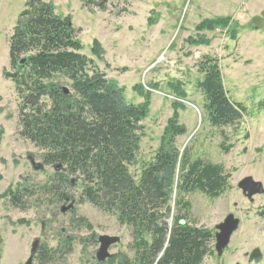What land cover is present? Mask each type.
Masks as SVG:
<instances>
[{
    "label": "rangeland",
    "instance_id": "rangeland-1",
    "mask_svg": "<svg viewBox=\"0 0 264 264\" xmlns=\"http://www.w3.org/2000/svg\"><path fill=\"white\" fill-rule=\"evenodd\" d=\"M45 1L51 2L59 15L70 17L78 31L81 53L92 59L107 79L124 88L128 102L144 101L133 90L135 85L149 92V111L140 122L138 151L128 166L134 180L159 148L177 101L182 104L176 109L178 124L185 132L175 138V147L188 150L191 160L221 165L228 174L225 190L218 197L199 191L185 195L190 203V224L214 234L215 225L229 213L240 219L223 254L216 256L213 238L211 252L202 264H264V214L260 215L264 193L249 200L238 187L248 176L264 187V110L256 108L264 99V0H109L103 6L98 0ZM23 4L24 0H0V264H24L36 238L39 247L32 264H96L98 244L92 238L97 234L120 237L110 249L113 262L119 254L133 260L131 227L120 223L115 211L107 212L82 198L84 185L77 175L69 177L74 180L66 189L69 201H59L47 191L58 179L53 164H45L39 172L30 169L27 156L43 162L45 151L19 135L20 99L14 83L5 77L6 72H12L8 40ZM225 16L230 21L224 27L196 30L204 19ZM197 35L208 43L187 41ZM94 41L102 49L101 58L91 53ZM203 55L218 58L229 97L248 110L236 129H219L206 119L203 96L197 88L202 78L197 62ZM176 83L181 84L184 96L172 88ZM176 173L175 182L179 178ZM16 189L22 193L20 206L6 196L8 190ZM175 197L176 189L171 216L177 211ZM71 201L73 208L61 212ZM255 248L262 255L259 262L249 261Z\"/></svg>",
    "mask_w": 264,
    "mask_h": 264
},
{
    "label": "trees",
    "instance_id": "trees-1",
    "mask_svg": "<svg viewBox=\"0 0 264 264\" xmlns=\"http://www.w3.org/2000/svg\"><path fill=\"white\" fill-rule=\"evenodd\" d=\"M108 1L98 0V4L103 6ZM229 21V16L204 19L196 30H213ZM77 34L70 17L56 13L51 2L24 0L8 40L12 72H6L5 77L14 83L20 99L19 135L45 151L44 164L61 165L56 170V184L47 191L59 201L71 198L66 192L72 185L69 177L77 175L84 185L82 198L107 212L115 211L118 221L131 227L133 260L119 254L117 261L110 258L107 264H202L211 252L214 235L188 223L190 203L185 195L199 191L218 197L225 190L228 174L221 165L191 160L188 150L175 147V138L185 132L178 124L176 109L182 104L177 101L159 148L134 180L128 166L138 151L140 122L149 111V92L135 85L133 90L144 101L128 102L124 88L107 79L93 60L81 53ZM230 34L234 38V31ZM187 41L208 43L201 35ZM91 53L101 58L97 41ZM197 68L202 74L197 88L203 96L207 121L219 129H236L248 110L229 97L218 58L203 55ZM172 88L184 96L180 83ZM256 108L264 110V99ZM174 189L177 211L171 216ZM6 196L20 206L19 190H8Z\"/></svg>",
    "mask_w": 264,
    "mask_h": 264
},
{
    "label": "water",
    "instance_id": "water-1",
    "mask_svg": "<svg viewBox=\"0 0 264 264\" xmlns=\"http://www.w3.org/2000/svg\"><path fill=\"white\" fill-rule=\"evenodd\" d=\"M23 59L21 60V62ZM66 90V89H65ZM27 161L29 163L30 169L34 172H39L44 169L43 162L36 161L32 155L27 156ZM61 168L60 164L54 166L55 170ZM74 180L70 181L73 184ZM239 189L242 191V194L247 198L251 199L254 195H260L264 193V187L259 181H255L252 177H244L238 183ZM69 201V199H67ZM74 202L71 201L67 206L61 208V212L72 209ZM240 219L234 215V213H229L225 218L215 225L214 227V251L217 257H220L223 254V251L228 246L230 238L233 232L238 228ZM93 241L98 244L97 250L94 255V260L96 264H104L108 259L113 257V254L110 252L112 246L120 242V237L118 236H109V235H95ZM39 247V238L34 239L31 244L29 256L26 259L24 264H32L33 258L36 254V251ZM262 258L261 252L258 248H255L249 255V261L259 262ZM239 264V263H236Z\"/></svg>",
    "mask_w": 264,
    "mask_h": 264
},
{
    "label": "flooded vegetation",
    "instance_id": "flooded-vegetation-1",
    "mask_svg": "<svg viewBox=\"0 0 264 264\" xmlns=\"http://www.w3.org/2000/svg\"><path fill=\"white\" fill-rule=\"evenodd\" d=\"M44 164V163H43ZM45 165V164H44Z\"/></svg>",
    "mask_w": 264,
    "mask_h": 264
}]
</instances>
